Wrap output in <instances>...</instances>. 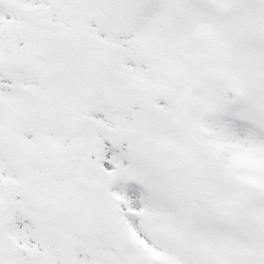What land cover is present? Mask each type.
Listing matches in <instances>:
<instances>
[{"label": "snow or ice", "instance_id": "6c2138e0", "mask_svg": "<svg viewBox=\"0 0 264 264\" xmlns=\"http://www.w3.org/2000/svg\"><path fill=\"white\" fill-rule=\"evenodd\" d=\"M0 264H264V0H0Z\"/></svg>", "mask_w": 264, "mask_h": 264}]
</instances>
